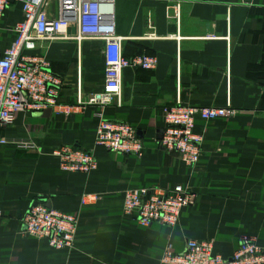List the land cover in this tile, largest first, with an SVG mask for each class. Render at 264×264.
I'll list each match as a JSON object with an SVG mask.
<instances>
[{
    "label": "crops",
    "instance_id": "crops-1",
    "mask_svg": "<svg viewBox=\"0 0 264 264\" xmlns=\"http://www.w3.org/2000/svg\"><path fill=\"white\" fill-rule=\"evenodd\" d=\"M58 6L50 1V17H58ZM111 6L126 55L155 54L158 65L126 68L119 100L101 107L89 99L104 85L103 40L71 37L25 49L46 56L63 79V108L21 111L0 127V137L36 144L0 143V264H158L169 245L182 251L189 239L211 240L229 257L243 235L264 247V0H111ZM22 19V4L10 0L0 19V55ZM68 34H78L76 22ZM177 103L234 111L197 117L195 131L204 140L193 166L158 143L163 108ZM101 116L133 124L144 155L96 146ZM64 144L92 149L97 169H61L51 152ZM177 184L196 192L197 201L176 227L141 226L124 214L126 189ZM88 194L96 198L82 204ZM37 202L79 214L72 249L23 233L22 215Z\"/></svg>",
    "mask_w": 264,
    "mask_h": 264
},
{
    "label": "built area",
    "instance_id": "built-area-1",
    "mask_svg": "<svg viewBox=\"0 0 264 264\" xmlns=\"http://www.w3.org/2000/svg\"><path fill=\"white\" fill-rule=\"evenodd\" d=\"M16 1L22 4L23 19L16 25L17 36L13 43L0 55V127L12 123L21 111L39 112L57 107L62 111L59 98L63 79L53 71L46 56L24 52L25 49L35 48L36 42L71 37L103 40L104 85L89 99V103L101 107L119 100L126 68L154 69L158 65L159 59L155 54L126 55L123 37L115 30L111 0H58L57 18L50 17L46 10L51 0ZM9 2L0 0V19ZM73 22L78 24L76 36L68 34ZM233 113L230 106L195 107L181 103L166 106L163 108L164 126L158 143L167 152L178 153L186 164L196 165L202 156L204 140L203 135L195 131L197 117L214 120ZM0 143L36 147L34 142L25 139L0 137ZM95 145L138 158L145 152L144 140L133 124L102 116L96 128ZM51 153L59 159L60 167L65 171L89 174L98 167L94 151L80 145H60ZM95 198L84 195L82 204H88ZM196 201V192L183 184L172 188L143 185L124 191L123 212L141 226L161 222L176 227L182 211ZM22 222L23 233L46 239L55 249H72L75 245L78 213L37 202L25 212ZM158 264H264V247L255 237L243 235L233 254L225 257L216 251L213 241L189 239L182 251H176L169 245Z\"/></svg>",
    "mask_w": 264,
    "mask_h": 264
},
{
    "label": "rangeland",
    "instance_id": "rangeland-1",
    "mask_svg": "<svg viewBox=\"0 0 264 264\" xmlns=\"http://www.w3.org/2000/svg\"><path fill=\"white\" fill-rule=\"evenodd\" d=\"M26 211H27V210H26ZM26 211H25V212H26ZM25 212L23 213V215L25 214ZM23 215H22V217H23Z\"/></svg>",
    "mask_w": 264,
    "mask_h": 264
},
{
    "label": "water",
    "instance_id": "water-1",
    "mask_svg": "<svg viewBox=\"0 0 264 264\" xmlns=\"http://www.w3.org/2000/svg\"><path fill=\"white\" fill-rule=\"evenodd\" d=\"M161 134V133H160ZM160 134H159V136H160Z\"/></svg>",
    "mask_w": 264,
    "mask_h": 264
}]
</instances>
